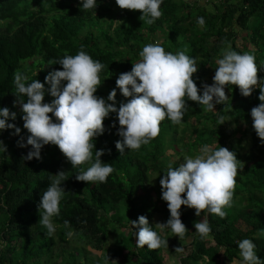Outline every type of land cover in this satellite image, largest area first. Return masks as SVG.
I'll use <instances>...</instances> for the list:
<instances>
[{
	"label": "trees",
	"instance_id": "obj_1",
	"mask_svg": "<svg viewBox=\"0 0 264 264\" xmlns=\"http://www.w3.org/2000/svg\"><path fill=\"white\" fill-rule=\"evenodd\" d=\"M208 1L203 7L201 0H163V15L149 25L139 19V11L121 10L115 0L109 5L106 0H97L96 9L83 12L81 5V9L73 5L74 0H0V108L15 112L16 119L8 123L21 129L19 136L12 134L14 129L0 132L7 148L6 152L0 150V264H166L175 260L176 253L181 257L177 264H241L238 242L243 239L253 241L264 264V144L252 127L250 115L251 109L261 103L258 87L250 97H244L237 86L228 85L225 89L229 98L224 105H217L216 112H205L196 102L187 101L189 107L180 125L165 118L157 138L139 150L125 149L122 155L115 148V142L121 139L116 134L118 119L111 113L104 121V134L93 141L96 149H105L102 162L114 169L106 183L77 181L75 176L81 167L72 168L55 145L41 149V160L29 161L24 157L31 146L22 148L17 143L21 136L26 143L29 133L23 128L21 107L14 106V73L26 75V83L36 79L44 83L48 73L62 70L55 61L65 55L75 56L81 46L105 66L99 76L102 84L109 85L101 91L98 87L95 93L105 100L116 88L119 74L131 71L133 63L140 61L143 47L154 43L166 52L184 51L196 60L198 72L193 80L202 92L204 83H213L222 50L230 45L237 53H249L246 45L237 46L236 40L241 39L254 48L250 54L255 57L258 78L264 80V0ZM37 7L41 8L38 13L30 10ZM199 17L205 20L203 27L197 23ZM208 76L210 80H206ZM116 91L118 109L130 98L123 97L118 88ZM49 97L46 93L45 103L51 102ZM247 101L254 105L248 108ZM220 116L225 121L221 125ZM113 123L115 128L111 127ZM242 124V135L250 138L249 148L241 145V139L226 146L240 161L232 206L224 209L226 217L206 212L197 217L194 209L182 206L181 220L188 229L184 240L174 236L170 228L160 231L152 226L168 241V247L138 248L137 229L131 221L140 215L149 221L155 214L170 216L166 202L162 204L161 187H156L157 176L162 178L167 167L161 164L163 156L170 157L166 152L175 148L174 155L181 156L182 161L184 155L193 156L205 131L210 132V141H219L225 147ZM230 125L235 128L228 133ZM89 166L82 167L86 170ZM61 170L65 171L62 187L66 192L60 214L53 218L56 237L46 236L47 229L39 224L38 205L51 178ZM152 191L157 197L148 202ZM184 197L186 194H182ZM111 209L116 213L109 215ZM203 218L208 220L211 232L202 240L195 233L194 223ZM65 221L70 227H65ZM123 228L130 229L126 235ZM69 231L74 245L65 250ZM110 237L113 247L107 248ZM57 242L61 244L56 246ZM87 247L102 254H91ZM177 247L184 251L175 252Z\"/></svg>",
	"mask_w": 264,
	"mask_h": 264
},
{
	"label": "clouds",
	"instance_id": "obj_2",
	"mask_svg": "<svg viewBox=\"0 0 264 264\" xmlns=\"http://www.w3.org/2000/svg\"><path fill=\"white\" fill-rule=\"evenodd\" d=\"M106 1L108 4L110 1L112 3V0ZM115 3L121 10L139 11V19L149 25L163 15V0H115ZM208 4V0H201V6L206 7ZM73 5H81L83 12L96 9L97 0H74ZM40 9L37 7L30 10L38 13ZM197 23L203 27L204 18L199 17ZM243 45H246L249 53H237L230 45L222 50V58L216 61L218 66L215 68L213 83H204L202 92L193 80V74L198 72L194 58H190L184 51L176 54L166 52L159 43L145 45L139 53L140 61L133 63L131 71L119 74L115 81L120 94L130 98L127 103H120L118 109L116 88L111 90L107 100L95 95L98 87L101 91L109 85L102 84L99 76L105 66L100 61L93 60L83 50V46L75 56L65 55L55 61V64L61 65L62 70L48 73L44 83L37 79L26 83V75L14 73L17 97L14 106L19 104L21 107L23 128L29 133L26 143L22 136L17 143L22 148L31 146L24 159L41 160V149L45 145H55L72 168L81 167V171L75 176L77 181L106 183L114 169L109 163L102 162L105 149H96L93 141L104 134V121L111 113H116L118 119L116 134L121 139L115 142V148L122 155L125 149L139 150L142 145L157 138L160 124L165 118L180 125L189 107L187 101L196 102L205 112H216L217 105H224L229 98V92L225 89L228 85L237 86L244 97H250L255 88L260 89L258 99L261 103L251 109L250 115L252 127L261 144H264V80L258 78L259 69L254 55L250 54L254 48L247 42H243ZM45 84L50 87L46 89ZM46 93L52 99H49L50 103L44 102ZM21 97L27 99L23 100ZM247 102L248 108L254 105L251 101ZM15 119V112L7 107L0 108V132L14 129L12 134L19 136L21 129L14 123H8ZM219 121L220 125L225 122L222 116ZM111 127L115 128L116 124L113 123ZM179 134L180 132L177 136ZM209 134L206 131L201 134V140L193 150L194 155L185 156L178 167L164 163L165 156L161 161L167 167L162 172V178L157 176L156 187H161L162 204L166 202L170 217L166 223H156L155 226L160 230L170 228L179 240H184L188 231L181 220L182 206L194 209L197 217L206 212L222 219L227 215L224 209L232 206L240 161L234 152L226 148L230 142H226L223 147L218 144L219 141H210ZM188 135L189 132L186 136ZM167 146L170 147L169 144ZM0 150L7 151L2 140ZM107 151L110 154L111 150ZM174 154L175 148L166 152L170 157L175 156ZM83 165L90 166L85 170ZM64 181L65 171L61 170L51 178L38 205L39 224L47 229L46 236L56 237L53 218L60 214V202L66 192L62 187ZM182 194H186V197L182 198ZM150 196L148 202L157 197L154 191ZM64 225L66 228L70 227L69 221H65ZM131 225L137 229L138 248L147 246L149 250H157L162 246L168 247V241L153 230L146 216L140 215L137 220L131 221ZM194 227L195 233L202 240L211 232L206 218L195 222ZM67 235L71 237L73 233L69 231ZM238 248L242 257L241 264H261L252 240L239 241ZM183 251L182 247L175 249L178 253Z\"/></svg>",
	"mask_w": 264,
	"mask_h": 264
},
{
	"label": "rangeland",
	"instance_id": "obj_3",
	"mask_svg": "<svg viewBox=\"0 0 264 264\" xmlns=\"http://www.w3.org/2000/svg\"><path fill=\"white\" fill-rule=\"evenodd\" d=\"M109 5V4H108ZM113 8L114 9H116L114 6H113ZM159 41H161L160 39H159ZM236 42H237V46H241L242 44H243V40H241V39H237L236 40ZM245 44V43H244ZM206 80H210V77H208V78H206ZM226 95H227V93H226ZM233 128H235V125H230V129L228 130V133H230L231 132V130L233 129ZM244 130V126H242V125H240V132H238V133H236L235 135H233L231 138H230V140H229V142H235V140L236 139H241V145L242 146H245L246 148H249V146H250V138L248 137V135H242V131ZM188 140H185L184 142H187ZM176 149H178V148H176ZM173 153V151L171 152V154ZM170 154V155H171ZM185 156H187V155H184L183 156V158L185 157ZM182 158H181V156H172V157H165L164 158V160H163V162L164 163H167V164H177L178 166H179V164L180 163H182L183 161L181 160ZM178 162V163H177ZM116 213V210H114V209H111V211H110V214L109 215H112V214H115ZM169 215H167V214H155L153 217H152V219H150V221H149V224L151 225V226H153V227H155L156 228V226H155V224L156 223H165V222H167V220L169 219ZM157 229H159V228H157ZM129 230L130 229H128V228H123L122 229V231H123V234L124 235H126L128 232H129ZM160 230V229H159ZM161 231V230H160ZM54 234H55V232H54ZM53 234V235H54ZM135 243H136V238H135ZM59 244H61V242H57L55 245L56 246H58ZM74 244H73V242L71 241V237H69L68 238V243H64L63 244V248H65V250L66 249H69V248H71L72 246H73ZM82 247V246H81ZM107 248H112L113 247V242H112V237H110L109 238V242H108V244H107V246H106ZM88 248V247H87ZM132 248V247H131ZM88 250H89V252L91 253V254H95V253H97V254H99V255H101L102 254V252H100V251H96V250H94V251H92V250H90L89 248H88ZM176 255V257H175V260H173V262H172V260H168L167 262H166V264H177V261H179V258H181L177 253L175 254Z\"/></svg>",
	"mask_w": 264,
	"mask_h": 264
}]
</instances>
